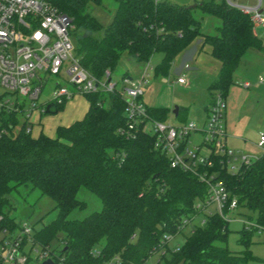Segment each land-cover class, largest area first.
<instances>
[{"label":"trees","instance_id":"obj_1","mask_svg":"<svg viewBox=\"0 0 264 264\" xmlns=\"http://www.w3.org/2000/svg\"><path fill=\"white\" fill-rule=\"evenodd\" d=\"M98 1H50L71 17L73 56L96 79L105 69L112 73L123 54L144 64L155 53L160 59L152 66V78H166L173 60L199 41V50L207 46V55L218 63L207 92L210 98L218 94L224 99L242 56L250 49H264L248 15L224 0L193 6L115 0L105 27L86 12L89 2ZM204 16L218 21L213 35L201 32ZM82 97L86 102L82 117L55 127L53 137L41 132L32 136L23 124L11 134L8 127L15 123L14 116H0V229L11 231L17 226L9 216L7 195L28 187L53 202V218L37 229L31 226L33 243L41 250L48 251L50 242L62 234L60 248L48 251L53 264H104L113 257L116 264H145L153 254L157 255L154 264H246V252H231L225 246L226 222L216 213L193 209L205 199L203 183L170 168L167 157L152 148V136L116 135L126 121L119 92ZM59 108L49 106L46 113ZM146 114L165 122L170 112L146 108ZM212 161L207 172H215L229 199H235L236 209L245 210L244 216L264 229V156L237 173L226 171L217 157ZM80 187L98 199L100 210L81 220H68L72 209L84 206L75 199ZM198 213L203 226L194 227L181 246L168 250L167 238L181 233L182 220L189 223ZM253 231L243 226L238 242L247 245Z\"/></svg>","mask_w":264,"mask_h":264},{"label":"built area","instance_id":"obj_2","mask_svg":"<svg viewBox=\"0 0 264 264\" xmlns=\"http://www.w3.org/2000/svg\"><path fill=\"white\" fill-rule=\"evenodd\" d=\"M50 1L0 0V116L15 115L26 106L25 120L29 122L35 108L33 102L38 99L41 87L45 84L44 75L64 76L71 88L59 86L55 82L50 100L42 106L41 113L45 112L47 105L58 106L78 95L95 92L110 94L118 91L124 103L126 121L123 127L116 130V135L124 139L132 138L138 132L152 136V148L167 157L170 168L188 172L206 186L203 203L195 204L193 209L205 212L206 207L213 205V213L227 223V214L236 209V202L233 198L229 199L223 184L216 179V173L207 172L212 167V157H217L220 164L223 161L226 171L237 173L264 156V134L258 135L255 144L260 152L258 157L237 154L228 149L223 143L224 100L220 95L214 94L202 124L201 141L198 145L190 146L188 138L197 131L194 122L187 121L174 126L152 120L146 114V107L140 98L142 89L147 85V77H152L150 59L143 64L141 74L135 78L124 74L116 83L108 69L102 72L100 79L94 78L73 56V45L69 36L72 30L71 17L59 12ZM152 2L157 3L156 0ZM224 2L248 15L253 27H264V18L259 12L260 0H255L253 6L240 5L233 0ZM183 69L187 70L188 65L184 64ZM161 82L166 83L164 78H161ZM170 83L187 86L182 76ZM247 86L248 84H243V87ZM8 128L11 130L10 125ZM29 131V128H25V132ZM1 133L7 132L2 129ZM201 152H206L207 155ZM188 221L182 220V227ZM243 226L256 232L263 230L253 222L243 223ZM0 232V264H25L30 260L31 251L36 252L38 248L33 243L30 225H17L14 231L2 228ZM46 259H49L48 251L41 250L37 261L41 263ZM117 260V257H113L104 264H116Z\"/></svg>","mask_w":264,"mask_h":264},{"label":"rangeland","instance_id":"obj_3","mask_svg":"<svg viewBox=\"0 0 264 264\" xmlns=\"http://www.w3.org/2000/svg\"><path fill=\"white\" fill-rule=\"evenodd\" d=\"M157 2L166 1L172 2L171 0H156ZM176 3H184L182 5H186V1L181 0H173ZM220 0H213V2H219ZM174 3V2H172ZM116 8L115 0H99L97 3L89 2L86 6L87 14L93 18L101 27L107 26L111 18L113 16V12ZM260 8V6H259ZM261 11L262 16L264 17V0H261ZM218 25V21L215 18L204 16L200 21V29L203 34L213 35L215 33L214 27ZM259 26L254 28L256 35L259 37L261 45L264 46V29H261ZM70 34V33H69ZM71 37V35H69ZM71 39V38H70ZM208 51L207 46L203 47V50L199 53L198 56L191 58L190 63H188V67L193 68L188 71H182L178 75L182 76L186 82L189 84V89L184 91L183 89L179 88L176 85H170L169 82L174 81L176 74L173 72V66L180 63L182 53L178 55L172 62L170 66V70L168 76L164 78L166 81L167 86H170L172 89L171 92L174 93L173 95V107H181L190 105L188 110V120L195 121V117L198 114L197 109H202L207 96V88L206 83L211 79V71L213 70L212 65L206 63L205 60H209V62H214L218 64L216 60L208 57L206 52ZM251 53L246 55L243 59H240L236 69V72L242 74H249L252 67H250V58L252 55L255 54L256 50H251ZM205 58V59H204ZM160 59V55L155 53L151 56L149 63L153 66L156 64ZM192 64V65H191ZM201 65V66H200ZM140 70V74L143 69L142 63H138L133 57L127 56L123 54L116 62L115 69L111 74V78L114 82L118 83L119 76L122 73H127L130 77L135 78L138 76V73L135 71ZM243 76V75H242ZM242 78V77H239ZM264 80V76L262 74L261 77ZM43 80H45V84L41 87V93L38 99L33 102L34 103V110L32 111L29 122L25 120V115L27 114L25 110L27 109L24 106L23 111L16 113L14 116L15 123L10 125L11 126V134L17 133L19 127L23 124L24 129L29 128L30 133L32 136L36 133V126L37 122L36 116L40 117L41 123L43 125V132L49 136H53V128L56 125L66 124L75 120L76 118L82 115L84 108L86 107V102L82 96L78 95L75 96L73 99L63 102L62 104L58 105L60 108L56 113L52 111V113H41V108L44 104L49 102L50 94L55 82L59 83V86L66 87L70 89L71 87L66 83L64 76H43ZM147 85L142 89V93H144L145 98L147 97L150 99L151 105L156 101V99L161 95L166 94V91L160 92L161 88V79H155L151 76L147 77L146 79ZM264 89V84L261 86ZM251 90V88L249 89ZM183 95V99L186 100L187 104L184 102L179 101L180 95ZM264 95V94H263ZM182 98V97H181ZM194 103L191 104V102ZM105 105V104H104ZM209 107V105H208ZM207 107V108H208ZM196 108V109H195ZM172 111V109L170 110ZM29 123V124H28ZM165 123L173 124L174 123V116L171 114L168 115L167 120ZM228 126V119L226 121ZM231 122H229L230 124ZM198 125V123H196ZM247 125L253 132L248 133L245 136V139L250 141L251 144H256L258 140V133H264V101L261 102L260 105L256 108L255 114L247 118L246 120H242L241 124L238 127H243V125ZM201 125H198V129ZM245 128V127H244ZM39 132L40 129L38 130ZM42 133V132H41ZM191 135V139L189 145H197L198 139ZM201 141V140H200ZM235 152V151H234ZM206 154V152H201ZM237 154H242L240 152H236ZM245 155V154H243ZM260 155L259 151H255L251 157H258ZM9 200V216L13 218L15 224H26L33 226L34 229L39 228L43 223L49 222L54 215V212H51L53 208V202L46 196L40 197L36 191H29L28 187H19L16 191H12L7 195ZM76 200L81 201L84 203L83 208L72 209L68 215V220H81L87 217L89 214L93 212H97L100 210V203L98 199L92 195L89 191L84 188H79L76 193ZM204 213H213L214 206L209 205L205 208ZM247 213L245 210L238 211L237 209L229 212L227 217H229V221L226 223L227 227V237H226V248L231 252H246L247 259L246 264H264V229L256 232L253 231L250 236L247 245L239 243V233L238 231L243 227V223L252 222V219H247L244 214ZM243 214V215H242ZM202 220L203 216L201 213L195 215L192 221L187 223L185 226L182 227L181 233L175 234L174 236L169 237L167 240V249H177L179 246L182 245L184 240L190 235L191 230L194 227H202ZM41 221V222H40ZM14 231V230H11ZM2 234L0 232V239ZM62 239V234L58 233L56 238L53 239L48 247V251H54L60 248V240ZM28 250V246L26 247V251ZM41 252V249L38 247L36 248V252L31 251L29 254L30 260L27 264H40L37 261V256ZM157 260V255L153 254L149 257L145 264H154Z\"/></svg>","mask_w":264,"mask_h":264},{"label":"crops","instance_id":"obj_4","mask_svg":"<svg viewBox=\"0 0 264 264\" xmlns=\"http://www.w3.org/2000/svg\"><path fill=\"white\" fill-rule=\"evenodd\" d=\"M171 1L174 3H172V2H169V3L175 4V5L193 6L196 3L206 2L209 0H181V1H186L187 2L186 5H182L184 3H176L173 0H171ZM233 1L237 4H240V5H247V6L255 5V0H233ZM260 8H261V0H260ZM260 8H259V12L262 15L263 11H261ZM260 28L264 29V27H260ZM254 34L256 35L255 31H254ZM202 50H203V48H202ZM251 50H256V49H250V50L246 51V53L242 56L241 59H243L244 57H246V55L251 53L250 52ZM200 52L201 51L199 50V41H196L194 44H192V46H190V48H188L187 50H185L182 53L180 63L177 64L176 66L175 65L173 66L174 74H176V76H179L178 74L180 72L193 69V68L188 67L187 70H184L183 65L190 63L191 58L194 57V55L198 56ZM206 55H207V53H206ZM205 62L208 64L210 63L212 65V68H213V70L211 71V75H210L211 79L208 81V83H206V88H207L209 83L214 79V77L216 75L218 64H215L214 62H209V60H205ZM249 62H250V67H252L249 74H247V75L242 74V73L238 74V72H236V74H235V72H233V74H232L233 83L228 88V90L224 96V99H223L224 104H225V108H224V114H223V120H222V127H223V132H224L223 143L228 149L235 151V152H240V153L248 155V156H252V154H254L255 151L257 152L258 149L255 147V144L253 145L250 143V141L245 139V136H247L248 133L251 134V132H253V130L250 129L246 124L243 125V127L242 126L238 127V126L241 124L242 120L247 121V118H250V116H253V114H255V111H256V108L258 107V105H260L261 102L264 101V95H263L264 89L261 88V86H263V84H264V80L261 78L262 74L264 76V49L256 50L255 54L252 55V58H250ZM135 72L138 73V75L140 74L139 69H138V71H135ZM124 74L129 76L127 73H122L119 76V78ZM239 77H242V78H239ZM153 80H155V79H153ZM160 83L162 85L160 88L161 89L160 92L162 93V92L166 91V94H164L162 96L160 95L152 105L149 101L150 99H148L147 97L145 98L144 93H142L140 100L146 108H160V109H166L169 112H171L170 110L172 109V105H173V99H174L173 94L174 93L171 92L172 89L170 88V86H167V84H164L161 81H160ZM244 83L248 84V86L243 87ZM169 84L171 85L172 83L169 82ZM172 85H176V84H172ZM176 86H178V85H176ZM178 87L183 89L184 91H186L187 89H189V84H187L186 87H181V86H178ZM250 88H251V90H249ZM179 101L187 104L186 100L183 99L182 94L179 97ZM193 103H194V100H193V102H191V104H193ZM210 103H211V98L207 92L206 101H205L203 108L197 109L198 114L195 117V121H192L195 124L198 123V125L199 124L201 125L199 127V130H197L191 134L193 137H196L198 139V141H199L198 144L200 143L201 136H202V132H201L202 124L205 121L207 107ZM189 106L190 105L184 106V108L177 106L176 114L173 115L171 113L174 116V123L171 125L178 126V125H181L187 121H190V120H188ZM85 110H86V107L84 108L82 115L84 114ZM82 115L80 117L76 118L75 120H79L82 117ZM227 119H228V126L226 123ZM75 120H73V121H75ZM73 121L68 122L64 125L63 124L56 125L55 127L67 126L70 123H72ZM35 122H37V125H38V126H36L35 135H37L39 133L38 130L40 129V131L45 136L53 137V136H49L43 132V125L41 123L39 116H36ZM229 122H231V123L229 124ZM198 125L196 124L197 129H198ZM55 127L53 128V135H54ZM259 134L260 133H258V135ZM262 134H264V133H262ZM191 135L188 138L189 142H191L190 141ZM43 224H45V223H43Z\"/></svg>","mask_w":264,"mask_h":264},{"label":"water","instance_id":"obj_5","mask_svg":"<svg viewBox=\"0 0 264 264\" xmlns=\"http://www.w3.org/2000/svg\"><path fill=\"white\" fill-rule=\"evenodd\" d=\"M48 108H49V105L45 107V113L47 112ZM176 111H177V107H173L171 113L175 115ZM40 264H53V262L50 259H46L42 261Z\"/></svg>","mask_w":264,"mask_h":264}]
</instances>
